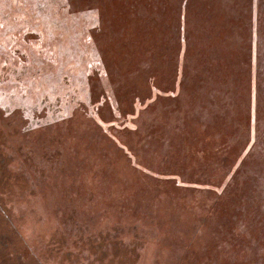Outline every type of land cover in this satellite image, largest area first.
<instances>
[{
    "label": "rangeland",
    "instance_id": "obj_1",
    "mask_svg": "<svg viewBox=\"0 0 264 264\" xmlns=\"http://www.w3.org/2000/svg\"><path fill=\"white\" fill-rule=\"evenodd\" d=\"M0 168V264H264V0H0Z\"/></svg>",
    "mask_w": 264,
    "mask_h": 264
},
{
    "label": "trees",
    "instance_id": "obj_2",
    "mask_svg": "<svg viewBox=\"0 0 264 264\" xmlns=\"http://www.w3.org/2000/svg\"><path fill=\"white\" fill-rule=\"evenodd\" d=\"M23 35L25 36V34H23ZM159 75H160V77L158 79H153V75L148 77V80L150 79V85L152 87L156 86V88L158 89L157 92L159 94H165L168 90L170 93H173L176 89L179 74L176 71H172V74H170V73L161 74V72H160ZM163 76H165V77H163ZM161 89L163 92L161 91ZM1 170L2 169L0 168V171ZM225 203H226V205L230 204L229 202L228 203L225 202ZM226 205H223V208H225Z\"/></svg>",
    "mask_w": 264,
    "mask_h": 264
}]
</instances>
